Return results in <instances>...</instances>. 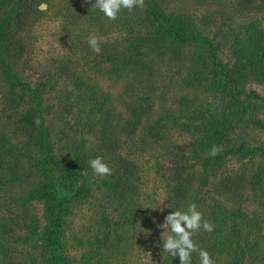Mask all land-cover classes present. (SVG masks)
Returning a JSON list of instances; mask_svg holds the SVG:
<instances>
[{
    "label": "rangeland",
    "instance_id": "1",
    "mask_svg": "<svg viewBox=\"0 0 264 264\" xmlns=\"http://www.w3.org/2000/svg\"><path fill=\"white\" fill-rule=\"evenodd\" d=\"M239 1L165 0V8L170 13L192 17L204 36L218 37L224 43L219 50L220 59L232 65L235 62L234 47L245 38L248 27L255 23L264 27V0H255L248 10H243ZM95 2L41 0L29 23L20 31L25 52L21 59L13 62L11 68L18 74V83L39 89L42 93L51 140L56 155L62 161L71 159L72 149L78 143L97 146L96 139L94 142L88 139L94 136L88 125V111L77 100V90L81 81H85L108 97L107 111L111 110L113 113L110 114L117 120L113 121L115 127L111 131L118 134L120 153L133 161L138 169V194L133 205L137 218L130 228L120 230L118 244L112 241L100 244L106 232L102 221L104 214L112 219L117 218L116 203L108 200L102 187L101 181L106 176L87 182L91 188L90 196L73 206L63 226L61 253L67 262L159 264L160 225L172 212L165 177L170 164V151L180 147L198 165L195 168L198 181L205 178L202 160L196 159L204 155L201 145L207 138L203 132L206 118L199 115L215 108L216 94L209 86L187 83V72L182 73V69L171 64L166 56L160 57L161 51L149 52L153 66L147 89L133 79L130 68L124 74L121 70H115L113 64L98 56L90 47L88 50L93 55L87 57L82 43L89 46L87 39L90 33L101 37V44L127 42V37H119L117 24L107 21L98 9L91 8ZM70 5L76 8L75 14L84 13L77 22L66 10ZM194 52L199 55L196 50ZM11 81L12 77L4 74L0 68V133L10 139L14 153L12 169H19L20 173L14 178L10 166H6L0 176V180L3 179L0 184V264H43L47 263L41 242L46 207L42 202L30 199L37 182L26 168L35 153L25 146V138L15 131L17 116L9 105ZM135 86L139 87L135 92L139 96L151 91L154 108L151 118L143 122L135 137L127 138L121 126L130 117L126 104L133 91L131 87ZM247 91L261 98L253 100L252 103L257 104L253 111L255 115H248L232 135V141L238 147H243L245 152H250V156L246 160L235 156L227 162L226 167L235 173L244 172L252 182L257 181L244 210L248 212H245L248 218L258 217L262 221L264 233V154L259 151L251 156L255 149L264 148V82L250 81ZM224 174L225 171L217 173L216 177L220 180ZM220 194L217 192L216 199L225 207L237 208L236 204L225 200ZM208 206L201 211L203 215L207 214ZM254 257L261 260L256 255ZM213 259L216 264H227L228 261L227 255ZM246 263L260 264L257 260Z\"/></svg>",
    "mask_w": 264,
    "mask_h": 264
},
{
    "label": "trees",
    "instance_id": "2",
    "mask_svg": "<svg viewBox=\"0 0 264 264\" xmlns=\"http://www.w3.org/2000/svg\"><path fill=\"white\" fill-rule=\"evenodd\" d=\"M40 1L0 0V68L4 74L12 77L9 105L17 116L15 131L25 138V146L35 153L26 170L37 182L30 199L40 201L46 207L41 242L47 263L43 264H69L61 253L63 226L73 206L90 196L91 188L87 182L100 179L93 173L88 161L102 156L112 169V175L101 179V183L108 200L116 203L117 218L112 219L104 214L102 221L106 232L100 244L111 241L118 244L120 230L130 228L135 223L137 213L133 205L138 194L139 177L136 164L120 153L118 134L111 131L115 127L113 121L117 120L110 114L111 110L107 111L108 97L85 81H81L77 90V100L88 111L89 129L94 134L97 146L76 144L68 162L56 155L45 118L42 93L39 89L18 83V74L11 68L13 62L23 57L25 44L19 36L20 31L29 23ZM239 3L243 10H248L255 0H240ZM71 5L66 10L77 22L84 13L75 14L76 8ZM165 6V0H145L143 9L136 8L132 12L122 9L116 20H109L103 15L107 21L118 25L119 37H127V42L100 44L102 51L97 55L123 74L130 68L133 79L147 89L153 66L149 52L161 51L160 57L166 56L171 64L182 69V73L187 72V83L209 86L214 91L215 108L199 115L206 118L203 132L207 138L201 145L204 155L196 159L202 160L201 166H204L206 176L198 181L195 172L198 165L180 147L173 148L170 151V164L165 171L169 188L168 204L172 212L186 209L190 203H196L199 211L209 205L207 214L203 216L215 225V230L208 233L201 229L193 239L212 258L227 255V264L255 263L256 260L264 264L262 221L258 217L248 218L244 210L257 181L252 182L244 172L235 173L226 167L227 162L235 156L242 160L250 156V152H245L243 147H238L232 141V135L248 115H255L253 111L257 104L252 102L261 98L256 93H248L247 84L253 80L264 82V27L256 23L248 27L245 38L234 47L235 62L231 65L220 59L219 50L224 43L218 37L204 36L192 17L170 13ZM82 44L86 56H92L89 46ZM195 50L199 55L194 54ZM131 89L130 100L126 102L130 117L123 121L122 126L118 122L127 138L135 137L143 122L151 118L154 108L151 91L139 96L135 93L139 87ZM37 118L40 119L39 125L35 122ZM213 145H223L224 150L214 157L210 156L208 153ZM11 147L10 139L0 133V176L3 168L10 166V172L17 178L16 175L20 173L19 169H12L14 153ZM259 151L264 154V148L255 149L251 156ZM21 168L25 169L23 166ZM224 171L219 180L216 174ZM2 182L3 179L0 184ZM217 192L225 200L236 204L237 208L225 207L216 199ZM162 247L161 239L158 244L159 264H180L178 256L172 258L170 254L163 253ZM255 255L261 260L256 259ZM192 264H200L197 253L192 255Z\"/></svg>",
    "mask_w": 264,
    "mask_h": 264
},
{
    "label": "clouds",
    "instance_id": "3",
    "mask_svg": "<svg viewBox=\"0 0 264 264\" xmlns=\"http://www.w3.org/2000/svg\"><path fill=\"white\" fill-rule=\"evenodd\" d=\"M144 7L145 0H96L91 8L98 9L109 20H116L122 9L132 12L136 8L143 9ZM101 41L102 38L94 32L90 33L87 39L89 47L96 54H100L102 51ZM35 122L39 125L40 119L37 118ZM88 139L94 142L95 138L90 136ZM87 147H91V144ZM223 150V145H213L208 155L214 157ZM88 163L96 176L112 175V169L102 156L90 159ZM160 228L163 241L162 252L170 254L172 258L178 256L180 264H192L193 253L198 254L200 264H216L211 254L200 248L193 239V236L198 234L201 229L208 233L215 230V225L204 218L196 203H190L186 209L171 212L165 217ZM148 255L151 256V253H148Z\"/></svg>",
    "mask_w": 264,
    "mask_h": 264
}]
</instances>
